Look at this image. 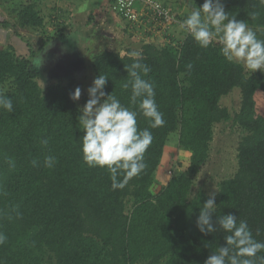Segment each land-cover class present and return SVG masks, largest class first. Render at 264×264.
I'll return each mask as SVG.
<instances>
[{
	"label": "trees",
	"instance_id": "obj_1",
	"mask_svg": "<svg viewBox=\"0 0 264 264\" xmlns=\"http://www.w3.org/2000/svg\"><path fill=\"white\" fill-rule=\"evenodd\" d=\"M192 1L197 8L204 3ZM14 3L16 20L1 23L4 29L18 37L20 30L46 29L37 3ZM221 3L229 18L244 20L264 40L261 0ZM58 15L55 26L63 30L70 13L60 9ZM180 22L166 27L178 29ZM181 31L183 40L144 44L139 58L130 57L131 50H105L94 58L95 76L108 78L104 91L138 111V129L147 128L153 136L145 153L146 169L116 190L105 168L89 167L83 159L82 112L70 98L75 81L43 88L38 53L29 40L26 56L11 45L0 49V93L12 99L14 108L11 113L0 108V232L7 237L0 245V264H204L225 246L228 233L218 225L215 233L199 231L196 221L210 197L202 190L193 195L192 190L209 160L215 127L229 122L244 136L237 149V172L219 184L213 222L221 215H235L264 242V72L248 73L243 63L223 56L218 42L201 48L185 28ZM56 33L39 38V52L62 34ZM136 59L151 69L144 79L154 84L165 120L162 127H150L139 114V100L130 104L131 88H124L130 79L126 67ZM235 89L240 90V108L232 113L222 101ZM174 133L189 156L179 163L183 171L156 190L155 174ZM48 156L55 158L51 168L44 164Z\"/></svg>",
	"mask_w": 264,
	"mask_h": 264
},
{
	"label": "clouds",
	"instance_id": "obj_2",
	"mask_svg": "<svg viewBox=\"0 0 264 264\" xmlns=\"http://www.w3.org/2000/svg\"><path fill=\"white\" fill-rule=\"evenodd\" d=\"M182 27L201 48L206 49L216 41L222 45V54L228 61L243 63L251 73L257 70L264 72V40L258 39L256 32L244 20L229 18L221 0H204L202 7L190 12ZM128 55L139 58L141 53L131 51ZM187 67L190 70L192 66ZM126 71L130 79L124 88H131L130 104L136 105L139 100V114L150 121V127H162L165 120L155 101L154 84L144 79L151 69L136 59L126 67ZM107 82L106 76L98 75L87 90L89 99L79 117L84 131L81 150L89 167H101L109 172L112 188L116 190L123 189L129 180L146 169L145 153L152 144L153 136L147 128L138 129V111L124 106L115 95L104 91ZM80 96L81 89L77 87L70 98L78 101ZM0 108L9 113L14 110L12 99L2 93ZM41 143L46 146L48 140L44 139ZM8 163L15 168L13 160ZM32 163L35 166L37 162L34 160ZM54 163L53 156L45 158L46 167L51 168ZM215 211V194H212L201 207L196 225L203 234L215 233L218 225L219 230L228 233L224 236L226 244L210 255L204 264H264V255H258L264 252V242L254 238L247 221L227 214L217 217L214 223L212 217ZM16 214L19 215L18 212ZM6 240V235L0 232V245Z\"/></svg>",
	"mask_w": 264,
	"mask_h": 264
},
{
	"label": "rangeland",
	"instance_id": "obj_3",
	"mask_svg": "<svg viewBox=\"0 0 264 264\" xmlns=\"http://www.w3.org/2000/svg\"><path fill=\"white\" fill-rule=\"evenodd\" d=\"M12 1L0 0V49H5L11 45L14 46L19 56H26L29 55V46L26 40H29L32 48L38 53V57L41 53L38 51L39 38L44 33L61 32L62 34L56 40L60 41V49L64 48L65 45L68 47V60L63 62V65L57 70L50 68L52 64H44L43 68L39 67L42 72L39 82L43 88H46L50 83L75 81V89L77 87L81 89V96L77 101L81 112L89 99L87 90L96 78L93 68L96 55L105 50L120 53H126L128 50L140 52L142 46L146 43L163 45L171 42L174 38H178L179 41L183 40L185 36V33L181 31L182 26L178 29L171 26L169 29L165 27L164 23H158L159 21L156 23V26L159 24V27L156 28L158 30L155 31V34H151L153 30L149 25L141 31L139 29L141 24H138L140 26L138 27V33L133 32L128 28V22L117 14L114 0H104V3H100L102 7L98 13L97 10L91 12L87 10L86 12L90 5L98 6V0H88L87 2L81 0H32L37 3V8L46 17L47 27L43 32L20 30V37H18L14 35L13 31L4 29L1 26L3 22H14L16 20L17 14L12 11L15 3L14 0ZM162 1L165 8L170 9L171 14L179 22L184 21L192 10L197 9L192 0ZM55 8L57 10H54ZM60 9L70 13L69 21L65 24L62 21L60 23L65 25L63 30H59L55 26ZM92 12H95L94 15H92ZM247 72L250 73L248 69ZM222 105L232 113L239 110L240 90L235 89L232 95L224 98ZM243 136L244 133L233 122L215 127L210 157L205 168L195 177L193 195L202 190L209 197L212 194H215L216 197L219 184L235 175L238 170L237 149ZM187 156L189 154L180 146L179 133L172 134L166 144L161 165L155 174L156 190L165 186L172 176H176L183 171V169L180 170L179 163L184 164L183 158L185 159ZM130 210L131 205L128 206V212Z\"/></svg>",
	"mask_w": 264,
	"mask_h": 264
},
{
	"label": "built area",
	"instance_id": "obj_4",
	"mask_svg": "<svg viewBox=\"0 0 264 264\" xmlns=\"http://www.w3.org/2000/svg\"><path fill=\"white\" fill-rule=\"evenodd\" d=\"M140 4L141 8H139ZM115 8L117 14L131 24L143 23L146 10L153 21L164 23L165 27L178 22L170 9L167 10L160 0H117Z\"/></svg>",
	"mask_w": 264,
	"mask_h": 264
},
{
	"label": "crops",
	"instance_id": "obj_5",
	"mask_svg": "<svg viewBox=\"0 0 264 264\" xmlns=\"http://www.w3.org/2000/svg\"><path fill=\"white\" fill-rule=\"evenodd\" d=\"M76 1H79V0H76ZM81 1H84V2H87L88 0H81ZM160 1H162V0H160ZM98 2H99V4H98V6H96V5H90L89 6V8L88 9H86V12H87V10H89L90 12L91 11H96L97 10V13L100 11V9H101V7H102V5L100 4V3H104V0H98ZM163 2V1H162ZM96 7H99V8H96ZM142 7V5L140 4V6H139V8H141ZM94 13L95 12H92V15H94ZM106 16V15H105ZM123 19V18H122ZM124 20V19H123ZM127 22V21H126ZM145 24V25H144ZM137 25V26H136ZM142 25H144V26H142ZM150 26L151 27V29L153 30L152 31V33L151 34H155V31H157L158 29H156L157 27H159V24L156 26V21H153L152 20V17H151V15L150 14H148L147 13V10L145 11V14H144V16H143V23H141V27L140 26H138V24H129V22H128V28L129 29H131L133 32H136V33H138V31H139V29L142 31V29L145 27V26ZM138 27H140L139 29H138ZM167 29V28H166ZM165 29V30H166Z\"/></svg>",
	"mask_w": 264,
	"mask_h": 264
},
{
	"label": "flooded vegetation",
	"instance_id": "obj_6",
	"mask_svg": "<svg viewBox=\"0 0 264 264\" xmlns=\"http://www.w3.org/2000/svg\"><path fill=\"white\" fill-rule=\"evenodd\" d=\"M56 43H60V41L56 40L55 42H53V44ZM59 47L61 48V45H58L57 48L53 51V53H51L46 60L42 61V63L39 64L38 67L43 68L44 64L47 65L52 64V67L50 66L52 70H57L59 67H61L63 65V62L68 60V56H67L68 47L66 45L62 49H60Z\"/></svg>",
	"mask_w": 264,
	"mask_h": 264
},
{
	"label": "water",
	"instance_id": "obj_7",
	"mask_svg": "<svg viewBox=\"0 0 264 264\" xmlns=\"http://www.w3.org/2000/svg\"><path fill=\"white\" fill-rule=\"evenodd\" d=\"M60 45V43L51 44L46 49H44L39 56L36 58V63L39 65L42 63V61L46 60L51 53L57 48V46Z\"/></svg>",
	"mask_w": 264,
	"mask_h": 264
}]
</instances>
